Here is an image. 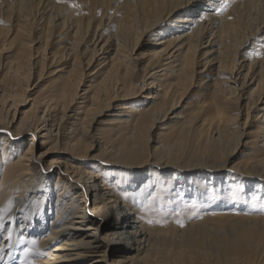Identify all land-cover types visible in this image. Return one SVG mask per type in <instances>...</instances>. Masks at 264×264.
<instances>
[{
    "label": "bare ground",
    "instance_id": "bare-ground-1",
    "mask_svg": "<svg viewBox=\"0 0 264 264\" xmlns=\"http://www.w3.org/2000/svg\"><path fill=\"white\" fill-rule=\"evenodd\" d=\"M224 2L0 0V264H264V0Z\"/></svg>",
    "mask_w": 264,
    "mask_h": 264
},
{
    "label": "rangeland",
    "instance_id": "rangeland-1",
    "mask_svg": "<svg viewBox=\"0 0 264 264\" xmlns=\"http://www.w3.org/2000/svg\"><path fill=\"white\" fill-rule=\"evenodd\" d=\"M21 10V9H20ZM19 10V11H20ZM15 14H18V12H17V10L15 11ZM168 27L167 26H163V28H162V30H164V29H167ZM148 50V47L147 46H141V48H139V50H138V53H141V52H145V51H147ZM50 81L49 80H47L46 79V81H45V84H47V83H49ZM86 84L87 85H89L90 83H89V80H87L86 81ZM137 85H141V84H137ZM83 88H85V87H83ZM141 100V98H134V99H130V103H135V102H139ZM197 99H196V97L195 96H191V97H189L188 98V100L186 101V104L185 105H188L191 101H193V102H195ZM125 102V101H124ZM180 111V113H184L185 112V110L184 109H180L179 110ZM174 122H171L170 124H173ZM248 188H246L245 190H247ZM245 192V191H244ZM241 193H243V192H241Z\"/></svg>",
    "mask_w": 264,
    "mask_h": 264
},
{
    "label": "snow or ice",
    "instance_id": "snow-or-ice-1",
    "mask_svg": "<svg viewBox=\"0 0 264 264\" xmlns=\"http://www.w3.org/2000/svg\"><path fill=\"white\" fill-rule=\"evenodd\" d=\"M77 5H73V7H76ZM228 7V3H227V0H225V2L222 4L221 6V11H224L226 8ZM257 55H261V56H264V53H257Z\"/></svg>",
    "mask_w": 264,
    "mask_h": 264
}]
</instances>
